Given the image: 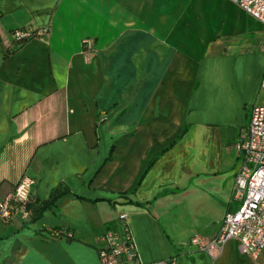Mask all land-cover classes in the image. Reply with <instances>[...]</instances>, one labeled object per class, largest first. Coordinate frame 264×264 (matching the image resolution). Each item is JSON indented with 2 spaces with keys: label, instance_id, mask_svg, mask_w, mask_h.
<instances>
[{
  "label": "crops",
  "instance_id": "obj_1",
  "mask_svg": "<svg viewBox=\"0 0 264 264\" xmlns=\"http://www.w3.org/2000/svg\"><path fill=\"white\" fill-rule=\"evenodd\" d=\"M17 28L44 32L16 47ZM263 72V27L231 0H0V199L24 175L38 202L69 190L33 221L0 218V264H100L119 212L141 262L264 264V247L188 241L235 207Z\"/></svg>",
  "mask_w": 264,
  "mask_h": 264
},
{
  "label": "built area",
  "instance_id": "obj_2",
  "mask_svg": "<svg viewBox=\"0 0 264 264\" xmlns=\"http://www.w3.org/2000/svg\"><path fill=\"white\" fill-rule=\"evenodd\" d=\"M231 1L260 22L264 30V0ZM43 32L26 28L13 30L16 38H30ZM87 42V39L83 40V43ZM259 89L264 92V72L259 81ZM233 149L238 159L231 192V201L235 207L224 212L218 232L213 238L205 242L197 234H192L188 241L195 248L214 254L226 241L235 240L238 251L254 259L264 247V104H253L250 107L248 122L239 130ZM35 182V178L24 175L0 199L2 220L19 218L24 224L29 222L27 206L36 199ZM98 239L100 246L96 253L100 264H175L174 257L150 262L138 260L126 214L123 212H119L115 220L105 226Z\"/></svg>",
  "mask_w": 264,
  "mask_h": 264
},
{
  "label": "trees",
  "instance_id": "obj_3",
  "mask_svg": "<svg viewBox=\"0 0 264 264\" xmlns=\"http://www.w3.org/2000/svg\"><path fill=\"white\" fill-rule=\"evenodd\" d=\"M27 39L29 38L14 37L15 46L18 47L19 45L24 43ZM154 157L155 156L150 157V159L147 161L145 170L147 169V167H149ZM67 193H69V190L66 187V185L63 182H59L57 185L53 187L49 196L45 200L41 202H38L37 200H35L34 202L28 204L27 208L29 210V221H33L37 219L38 217H40V215H42L44 210L51 207L60 196L67 194ZM74 196L80 198V196H77L75 194Z\"/></svg>",
  "mask_w": 264,
  "mask_h": 264
}]
</instances>
